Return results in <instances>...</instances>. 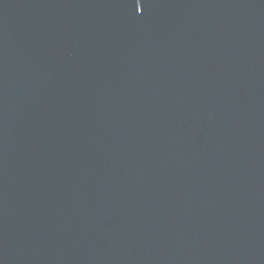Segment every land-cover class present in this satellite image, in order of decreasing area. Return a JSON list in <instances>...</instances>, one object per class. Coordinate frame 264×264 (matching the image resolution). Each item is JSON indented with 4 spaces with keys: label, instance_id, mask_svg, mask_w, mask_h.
Wrapping results in <instances>:
<instances>
[{
    "label": "water",
    "instance_id": "water-1",
    "mask_svg": "<svg viewBox=\"0 0 264 264\" xmlns=\"http://www.w3.org/2000/svg\"><path fill=\"white\" fill-rule=\"evenodd\" d=\"M0 264H264V0H0Z\"/></svg>",
    "mask_w": 264,
    "mask_h": 264
}]
</instances>
